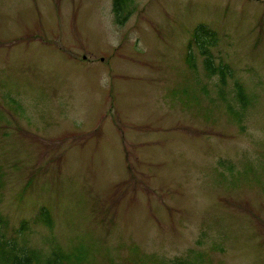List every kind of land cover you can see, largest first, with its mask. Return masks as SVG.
<instances>
[{"label":"rangeland","instance_id":"obj_1","mask_svg":"<svg viewBox=\"0 0 264 264\" xmlns=\"http://www.w3.org/2000/svg\"><path fill=\"white\" fill-rule=\"evenodd\" d=\"M112 3L0 0V240L30 264H264V0Z\"/></svg>","mask_w":264,"mask_h":264},{"label":"trees","instance_id":"obj_2","mask_svg":"<svg viewBox=\"0 0 264 264\" xmlns=\"http://www.w3.org/2000/svg\"><path fill=\"white\" fill-rule=\"evenodd\" d=\"M125 4V0H113V11L115 15L117 16V20L119 23H122L126 18L127 14H122V8ZM202 53L205 55H210L209 51L206 49L202 50ZM212 59L210 57L205 58V67L208 70L209 73H213L215 71H220L221 73H224L225 69L220 68V70H217L215 66H212L211 64ZM242 89L243 86L240 85L239 83H236V92L238 96H242ZM38 220L43 222L46 225L51 224V216L48 211V209L45 206L40 207V215L38 216ZM2 220L0 219V223ZM21 231L23 230V227L25 225L24 222L21 223ZM3 234L0 233V238H2ZM4 241V240H3ZM0 240V264H30L32 254L28 252V248L26 246H16L15 242H10V241H4L5 246L2 247L1 243L3 242ZM8 244H11L12 247L8 249V251L11 253H14V256L12 257L9 252H5L4 248H8ZM14 244V245H13ZM54 256L58 258L60 256V253L58 251L53 252Z\"/></svg>","mask_w":264,"mask_h":264}]
</instances>
